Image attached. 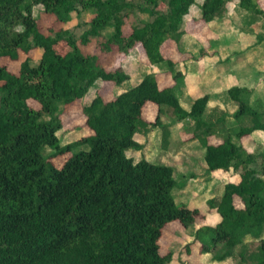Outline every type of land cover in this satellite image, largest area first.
<instances>
[{"label": "trees", "instance_id": "1", "mask_svg": "<svg viewBox=\"0 0 264 264\" xmlns=\"http://www.w3.org/2000/svg\"><path fill=\"white\" fill-rule=\"evenodd\" d=\"M197 2L0 0V63L27 56L18 73L0 65V264H171L173 253L163 255L160 246L166 227L179 222L189 229L204 215L176 203L172 167L127 156L143 149L136 136L157 126L164 129L168 146L169 129L161 122L166 109L179 122L194 121L211 170L225 169L241 178L226 185L220 199L208 202L220 222L199 227L193 244H200L202 255L223 246L216 257L221 262L240 248L244 263L245 240L251 236L260 242L248 260L264 264V153L250 152L246 144L254 132H264V108L251 104L253 90L231 87L228 97L238 105L234 118L239 126L225 127L219 136L223 142L210 144L214 124L204 114L211 97L198 98L190 111L183 108L175 93L183 76L179 56L168 53L172 45L180 51L188 34L185 18L194 6L201 13L196 23L225 18L234 3L235 11L255 24L264 20V8L261 0ZM39 6L60 25L68 24L74 13H93L84 44L89 36L112 30L102 51L128 55L140 46L151 65H168L175 86L162 87L156 74H148L135 87L105 100L103 86L119 87L130 75L122 65L109 69L96 55L84 54L70 31L46 28L34 16ZM137 13L150 21L125 30ZM258 40L264 41V31ZM63 46L66 52L60 51ZM38 52L41 58L34 63L31 54ZM93 90L95 98L82 109L91 135L62 146L57 133L75 117L70 106ZM149 104L158 109L155 122L144 115ZM45 149L52 153L45 156ZM68 153L73 154L57 166L54 161Z\"/></svg>", "mask_w": 264, "mask_h": 264}, {"label": "rangeland", "instance_id": "2", "mask_svg": "<svg viewBox=\"0 0 264 264\" xmlns=\"http://www.w3.org/2000/svg\"><path fill=\"white\" fill-rule=\"evenodd\" d=\"M197 1L200 3L202 0ZM261 2L264 8V0H261ZM233 5L234 3H230L226 15L232 16V19L227 18L224 20L226 28L223 29L224 33L230 34L235 30L242 29L244 32H253L254 37L257 36L255 39L253 37L249 43L258 40V33H263L264 31V20H258L256 26L252 27L254 24L251 23V19L247 18L245 20V18H241L240 15L239 17L241 19L239 20L232 10V14H230V9H233ZM198 11V7L194 6L189 15L186 16L187 29L192 30V24L190 23L193 22ZM34 16H39L46 28L52 27L57 31L62 27L63 29L70 31L77 40L81 51L86 55H96L99 57L100 63L103 67L109 69H113L120 65L124 67L125 71L130 75V80L119 87H115L113 84H105L100 92L105 100L114 99L116 96L133 88V86L138 84L149 72L150 74H153L152 72H158L159 79L162 81H160L162 87L168 84L167 79L172 77L169 73L167 64L162 63L151 66L140 46L135 47L128 55L108 54L107 52L102 51L101 44L108 39L112 30H107L100 36H89L88 44H84L82 42L83 35L91 29V20L94 17V14L91 12L80 14L74 13L72 20L66 25L56 24L53 17L45 15L42 6L34 8ZM150 19L151 18L148 15L141 13L134 14L131 16L125 30L130 31L131 26L142 25L145 22L150 21ZM221 23H214L211 25L212 27L208 26L206 28L200 25L202 29L199 28L198 41H192L188 38V35H186L181 41L180 51L179 48L172 45L169 47L168 53L173 57L179 56L178 58L182 60L180 63L191 61V67L197 65L201 59L205 58L203 53L206 52L208 54L206 49H209V46L214 47L215 41L210 31L214 32L213 30H218ZM240 47L241 46L232 47L229 52L237 51ZM60 51L66 52V48L64 46L60 47ZM41 54V52L31 54V57L35 59L34 63L39 62ZM26 57L27 56L22 53L18 62L10 64L0 63V65H5L10 71L18 73L21 62H23ZM213 64V66L207 64L206 71H209L208 75L216 81V87L212 88V91H208L212 94V98L209 104V109L204 114V119H206L205 121H207V123L214 124L213 131L215 132V135L213 134V136L209 138V143L219 145L223 142L222 138L219 136L226 133V130H224L226 129L225 127L228 126L235 128L239 126L234 118V115L238 110V105L228 97L229 88L236 86L238 81L234 79V74L232 73L227 76H222L220 72H218V68L220 70L221 68H230L229 64L221 65L219 57L215 58ZM224 66L228 67L225 68ZM183 77L184 76L181 78L182 80L180 79L178 81L179 84H183L181 83L184 81ZM203 95V91L195 88V98H200ZM95 96L96 90H93L79 103L70 106V114L75 117L63 130L57 133L62 146L72 145L80 139L91 135V131L86 126L82 109L83 106L90 105ZM193 100L195 99L192 98V101ZM181 104L187 110L191 107L190 103L188 104V101L186 102L183 99ZM215 107H217V110H214ZM144 115L148 121L155 122L158 116V109L155 106H147ZM219 119H221V121H218ZM161 122L169 129V134H166L169 137L168 146L166 147L164 145V129L157 126L155 128H150L145 133L140 132L135 140L143 146V149L141 151L130 150L127 153V156L136 162L146 159L154 164L172 167L175 171L174 178L178 183V187L174 190L176 203L178 205H186L192 209L197 208L204 215L203 219H199L197 224L189 229H185L179 225V222L169 224L166 227L160 242L161 253L163 255L170 252L173 253L171 264H252L248 260V257L251 253L257 251L260 241L254 240L251 236L246 237L245 240L246 243H248V247L245 251V258L247 261H244V263H240L241 258L238 256L241 251L240 248L234 250L236 253L235 256L221 262L217 261L216 257L224 252L223 246H218L211 254L202 255L200 253V244H193L196 231L199 227L203 225L215 226L220 222V217L216 210L211 208L208 202L212 199H220L225 191L226 185L231 183L238 184L241 182V178L239 174L232 175L225 169H210L206 160V149L202 146L201 140L194 134L195 123L193 120L179 122L175 117L173 110L166 109L161 116ZM246 144L250 152L264 153V133L261 132L252 136L251 140L249 139L246 141ZM51 153L52 150L50 149H45L44 151L45 156H48ZM72 154L73 153H68L59 159H56L54 161L55 164L61 167V164L68 160ZM256 170L258 169L256 168ZM189 244H191V246L188 250L186 246Z\"/></svg>", "mask_w": 264, "mask_h": 264}, {"label": "crops", "instance_id": "3", "mask_svg": "<svg viewBox=\"0 0 264 264\" xmlns=\"http://www.w3.org/2000/svg\"><path fill=\"white\" fill-rule=\"evenodd\" d=\"M229 5H228V10H229ZM261 5L263 7L262 2ZM231 10L233 11L234 14L237 15L239 20L242 18V15L240 18L239 17L240 14L235 11V4L233 5V9H230V14H232ZM200 16L201 13L200 11H198L197 15L194 17L193 22L190 23L192 24V30L187 29L188 38L196 42L199 40V28L202 29L200 25L206 28L208 26L213 25L214 23L222 22L220 24L221 29L219 28L218 30L217 29L213 30L214 32L210 31V33L214 38L215 45L214 47L209 46V49H206L209 55L207 54L204 59H201L199 63L197 65H194L193 67H191L190 65L191 61L180 63L182 60L179 59L180 62L178 68L184 76L183 77L184 81L181 82L183 84L178 83L175 86L176 82L171 77L167 79L168 84H166L165 86H175V93L179 98L180 103L182 99L186 102L188 101V104L190 103L191 106L190 109L187 110L184 107L183 108L187 111H190L194 102L198 99L195 98L194 96L195 88H198L199 90L203 91L204 94L203 96L209 95L212 98V94H210V92L208 91H212V88L216 87L215 86L216 81H214L211 78V76L208 75L209 71H206V67L207 64H211L213 66L214 65L213 61L215 60L216 57H219L221 65L229 64L230 70L227 68L228 66L227 67L224 66L227 69L221 68L220 70L218 68V72H220L222 76H227L230 73L234 74V79L238 81L237 85L234 87L248 88L253 90V94L251 97V104L253 106L264 108V41L260 42L258 40H255L254 42L249 43V41H251L252 38L254 37L253 32H248V31L244 32L242 29L235 30L233 33L230 34L224 33L223 29H226L224 20L227 18L232 19V16L228 15L223 19L216 20L211 23L201 22L198 24L195 22V19H199ZM255 26L256 23L252 27ZM237 46H241L240 49H238L237 51H233L231 53L229 52L232 47H237ZM152 73L157 75L160 83L161 80L159 79L158 72L157 73L152 72ZM148 74H150V72ZM192 98H194L195 100L192 101ZM147 106L154 107V105L151 104ZM214 110H217V107H215ZM261 132L262 131H256L252 134V136H255L256 134H259Z\"/></svg>", "mask_w": 264, "mask_h": 264}]
</instances>
